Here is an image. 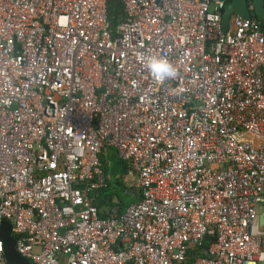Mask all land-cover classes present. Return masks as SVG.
Masks as SVG:
<instances>
[{"label": "built area", "instance_id": "obj_1", "mask_svg": "<svg viewBox=\"0 0 264 264\" xmlns=\"http://www.w3.org/2000/svg\"><path fill=\"white\" fill-rule=\"evenodd\" d=\"M107 1L0 0V222L16 250L33 264L264 261V20L233 13L224 30L228 0H118L114 22ZM151 54L175 77L158 83ZM108 148L139 200L102 216Z\"/></svg>", "mask_w": 264, "mask_h": 264}, {"label": "trees", "instance_id": "obj_2", "mask_svg": "<svg viewBox=\"0 0 264 264\" xmlns=\"http://www.w3.org/2000/svg\"><path fill=\"white\" fill-rule=\"evenodd\" d=\"M109 18L116 21V17L122 12L118 0H108ZM252 2V0H248ZM252 18L262 19L257 15H252ZM264 20V19H262ZM103 161V168L109 178L106 180V185L94 191V202L101 210V215H107V209L117 206L119 210H123L130 203L139 200V193L128 189L123 184V175L127 170V163L119 158L113 148L107 149V155H100ZM107 158V160H105ZM109 160V162H108Z\"/></svg>", "mask_w": 264, "mask_h": 264}, {"label": "water", "instance_id": "obj_3", "mask_svg": "<svg viewBox=\"0 0 264 264\" xmlns=\"http://www.w3.org/2000/svg\"><path fill=\"white\" fill-rule=\"evenodd\" d=\"M253 9L250 10L248 0H230L222 14L223 29L227 30L230 17L233 13L250 18L252 15L264 19V0H252ZM260 225L264 227V204L260 211ZM11 224L7 221L0 222V239L3 241V253L7 264H33L23 257L15 247V239L11 234Z\"/></svg>", "mask_w": 264, "mask_h": 264}, {"label": "clouds", "instance_id": "obj_4", "mask_svg": "<svg viewBox=\"0 0 264 264\" xmlns=\"http://www.w3.org/2000/svg\"><path fill=\"white\" fill-rule=\"evenodd\" d=\"M144 63L148 72L158 83L174 78L177 73L175 65L167 57L159 54L148 55Z\"/></svg>", "mask_w": 264, "mask_h": 264}, {"label": "rangeland", "instance_id": "obj_5", "mask_svg": "<svg viewBox=\"0 0 264 264\" xmlns=\"http://www.w3.org/2000/svg\"><path fill=\"white\" fill-rule=\"evenodd\" d=\"M115 151V150H114ZM116 152V151H115ZM261 206L258 207V211L260 212L261 211ZM263 230H264V227H263ZM263 243H264V235H263ZM263 250H264V246H263ZM258 264H264V261L262 262H259Z\"/></svg>", "mask_w": 264, "mask_h": 264}, {"label": "crops", "instance_id": "obj_6", "mask_svg": "<svg viewBox=\"0 0 264 264\" xmlns=\"http://www.w3.org/2000/svg\"><path fill=\"white\" fill-rule=\"evenodd\" d=\"M260 208H262V207H260ZM261 228H262V227H261ZM262 231H263V234H262V245L264 246V243H263L264 230H263V228H262Z\"/></svg>", "mask_w": 264, "mask_h": 264}, {"label": "flooded vegetation", "instance_id": "obj_7", "mask_svg": "<svg viewBox=\"0 0 264 264\" xmlns=\"http://www.w3.org/2000/svg\"><path fill=\"white\" fill-rule=\"evenodd\" d=\"M230 2V0H228L227 4Z\"/></svg>", "mask_w": 264, "mask_h": 264}]
</instances>
